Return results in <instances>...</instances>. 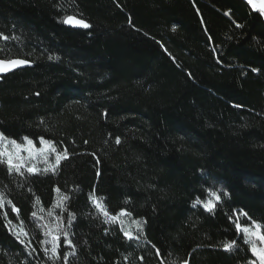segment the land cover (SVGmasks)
Segmentation results:
<instances>
[{
  "label": "trees",
  "instance_id": "trees-1",
  "mask_svg": "<svg viewBox=\"0 0 264 264\" xmlns=\"http://www.w3.org/2000/svg\"><path fill=\"white\" fill-rule=\"evenodd\" d=\"M0 59L29 61L0 78V133L68 152L55 171L52 156L0 162V264L256 260L235 221L264 227V15L243 0H0Z\"/></svg>",
  "mask_w": 264,
  "mask_h": 264
},
{
  "label": "snow or ice",
  "instance_id": "snow-or-ice-1",
  "mask_svg": "<svg viewBox=\"0 0 264 264\" xmlns=\"http://www.w3.org/2000/svg\"><path fill=\"white\" fill-rule=\"evenodd\" d=\"M247 3L252 7L253 11L259 12L261 15H264V0H247ZM64 23H72L73 26H78L82 28H89L90 25L85 22L82 19H74L73 17L69 16L64 20ZM3 39L7 40V36H3ZM54 57H49V59H53ZM29 63L28 60L26 59H0V73H5L12 71L14 68H18L24 65H27ZM253 71H256V69H253ZM21 140L24 142L26 145H30L31 147H24L22 143H18L15 139L8 140L3 133H0V142L7 141L8 144H11L15 149L17 150H22V151H27L29 154V157H33L36 155L41 156L45 163H47V157H48V151L45 149H37L35 146V142L30 139L29 137L25 136L22 137ZM39 143L42 145H48L49 146V151L55 153L56 149L52 144V141L50 140H45L43 137L39 138ZM116 143H120L119 139L116 140ZM6 159V164L9 169V171H15L17 173L21 172V168L25 167V161L24 158L19 155V151L17 152L15 158L13 155L7 150L6 146L3 144H0V162H5L3 158ZM68 158V152L67 149H64L63 153H56L55 157V164L50 165L48 168L44 169L45 172L51 170L55 171L56 166H58L61 162L62 159H67ZM27 171L29 173H38L40 169L36 168L34 165L27 167ZM59 191V189H57ZM215 197L216 201H219L221 199L220 195H217L216 193H211ZM224 195H227V193H224ZM64 199V198H62ZM202 202L197 199L196 204H201ZM95 206L98 208L99 211L103 213V215L107 218L106 222H115L119 219L118 216L110 215L108 211H106L98 201L95 202ZM195 206V205H194ZM203 207L205 210L211 212L215 205L212 203L211 200H209L207 203H203ZM12 210L16 212L17 214L19 213V210L15 208V206H12ZM33 216L36 214L33 213ZM125 215H130L129 212L122 210L120 212V216H125ZM242 215L247 216L246 212H243ZM122 222V221H121ZM11 223V222H9ZM70 223V221H69ZM139 224V221H137ZM252 226L248 225H242L239 222V216H237V220L235 221V229L237 233H243L247 237L248 241L251 242V247L250 251L255 255L258 260L259 264H264V247H257L256 241H260L261 243H264V227L260 223H257L255 220L251 221ZM125 236H127L129 239H132V236L130 235L129 232L125 231ZM68 233L65 231L64 236L66 237ZM254 238V239H253ZM54 241L59 240V236H55ZM67 244L71 245V240L66 241ZM235 246V241L226 243L224 245V249L226 251L232 250ZM57 248L58 244L53 243V247L51 249L52 253L55 255L57 253ZM47 251V249L45 250ZM250 264H256V261H251Z\"/></svg>",
  "mask_w": 264,
  "mask_h": 264
},
{
  "label": "rangeland",
  "instance_id": "rangeland-1",
  "mask_svg": "<svg viewBox=\"0 0 264 264\" xmlns=\"http://www.w3.org/2000/svg\"><path fill=\"white\" fill-rule=\"evenodd\" d=\"M7 138V137H6ZM8 140H12V139H9V138H7ZM0 144H3V145H5L6 146V148H7V150L13 155V156H16V154H17V152L19 151V155L21 156V157H23L24 158V160H44L41 156H39V155H36V156H34V158L33 157H29V154H28V152L27 151H22V150H17V149H15L11 144H8L7 143V141H3V142H0ZM53 144V143H52ZM22 145L24 146V147H31L30 145H26V144H24V142H22ZM35 146H36V148L37 149H45L46 151H48V157H47V163H49V164H52V162L53 161H51L50 159H51V157L50 156H52L53 158H55L56 157V153L57 152H55V153H53V152H51V151H49V146L48 145H42V144H40V143H35ZM54 146V145H53ZM45 162V161H44ZM258 247V246H257ZM260 247H264V243H261V246ZM256 264H259V260H258V258L256 257Z\"/></svg>",
  "mask_w": 264,
  "mask_h": 264
},
{
  "label": "water",
  "instance_id": "water-1",
  "mask_svg": "<svg viewBox=\"0 0 264 264\" xmlns=\"http://www.w3.org/2000/svg\"><path fill=\"white\" fill-rule=\"evenodd\" d=\"M243 1L252 9V7L247 3V0H243ZM71 17H73L74 19H80V18H77L75 16H71ZM65 25L68 26V27L74 28V29H82V30L88 29V28H82V27H78V26H73L72 23H65ZM24 67H25V65L21 66V67H18V68H14L12 71H9V72L0 73V78L6 76V75H8V74H10V73H12V72H14L16 70H18V69L24 68Z\"/></svg>",
  "mask_w": 264,
  "mask_h": 264
}]
</instances>
